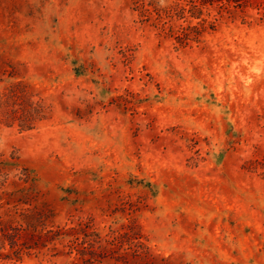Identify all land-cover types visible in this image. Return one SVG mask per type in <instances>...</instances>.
<instances>
[{
  "label": "rangeland",
  "instance_id": "1",
  "mask_svg": "<svg viewBox=\"0 0 264 264\" xmlns=\"http://www.w3.org/2000/svg\"><path fill=\"white\" fill-rule=\"evenodd\" d=\"M0 264H264V0H0Z\"/></svg>",
  "mask_w": 264,
  "mask_h": 264
}]
</instances>
